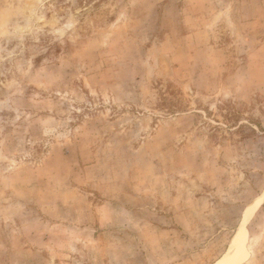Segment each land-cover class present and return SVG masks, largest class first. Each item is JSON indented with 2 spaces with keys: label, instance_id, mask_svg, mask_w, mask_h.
I'll return each mask as SVG.
<instances>
[{
  "label": "rangeland",
  "instance_id": "obj_1",
  "mask_svg": "<svg viewBox=\"0 0 264 264\" xmlns=\"http://www.w3.org/2000/svg\"><path fill=\"white\" fill-rule=\"evenodd\" d=\"M0 264H264V0H0Z\"/></svg>",
  "mask_w": 264,
  "mask_h": 264
},
{
  "label": "bare ground",
  "instance_id": "obj_2",
  "mask_svg": "<svg viewBox=\"0 0 264 264\" xmlns=\"http://www.w3.org/2000/svg\"><path fill=\"white\" fill-rule=\"evenodd\" d=\"M239 238V237H238ZM242 240H243V238H242ZM241 252H243V251H241ZM240 253V252H239ZM244 253H245V251H244ZM237 256H238V254H237ZM239 257H240V255H239ZM235 260H236V258H235Z\"/></svg>",
  "mask_w": 264,
  "mask_h": 264
}]
</instances>
